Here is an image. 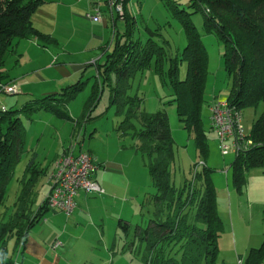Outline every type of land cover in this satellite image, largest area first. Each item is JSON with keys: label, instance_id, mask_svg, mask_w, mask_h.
I'll return each mask as SVG.
<instances>
[{"label": "trees", "instance_id": "trees-1", "mask_svg": "<svg viewBox=\"0 0 264 264\" xmlns=\"http://www.w3.org/2000/svg\"><path fill=\"white\" fill-rule=\"evenodd\" d=\"M162 1L168 9L176 8L173 0ZM44 3L45 0H0V85L10 83L5 65L8 57L15 53L16 41L34 38L44 47L56 44L54 38L40 33L33 25L32 17ZM89 3L95 8V4ZM188 3L189 8L202 14L205 33L214 35L224 46V65L233 78L227 100L242 112L249 107H263L251 136L242 140L233 164L234 187L244 196L249 172L264 168V0H189ZM176 9L175 16L185 13L181 8ZM181 21L187 38L181 57H170L166 42L153 37L142 44L133 40L122 42L118 36L105 63L99 65L101 84L94 85L86 103L87 109L95 107L103 89L108 88L110 105L116 109L117 116L124 117L119 130L123 135L133 132L135 150L147 160L155 189L147 201L153 212L145 227H135L132 240L125 246L136 255L137 242L144 244V264H216L218 242L224 230L217 209L216 188L206 163L200 167V173L195 165V182L176 187L172 176L174 139L168 114L166 111L146 112L143 99L129 94L135 75L155 62L157 74L172 88L179 119L194 136L197 152L202 158H208L209 143L202 112L205 105L209 108L211 104L205 101L209 57L192 20L181 18ZM183 61L188 71L182 80L179 62ZM167 62L170 63L166 70ZM86 85L87 82L80 81L57 94L29 100L18 111L0 109V208L5 204L14 167L24 153L20 115L30 118L37 111L45 110L73 121L69 104ZM135 122L140 124V129L135 128ZM75 123L82 125V122ZM35 157L26 170L30 176L25 175L20 182L14 213L0 219V263L7 256L8 242L14 239L17 245L25 243L31 229L50 212L44 202L38 210L34 209L41 176V171L35 168ZM122 227L127 232L126 225ZM242 261V264H264V243L261 248L251 249L247 259Z\"/></svg>", "mask_w": 264, "mask_h": 264}, {"label": "rangeland", "instance_id": "rangeland-1", "mask_svg": "<svg viewBox=\"0 0 264 264\" xmlns=\"http://www.w3.org/2000/svg\"><path fill=\"white\" fill-rule=\"evenodd\" d=\"M173 1L176 3V8L185 10V13L175 16L173 12L177 9L175 7V10L168 9L162 0H129L126 4L128 6L125 17L121 20L125 21L130 14L129 24L124 22L118 24L119 39L122 42L133 40L145 44L149 37H153L161 43L166 42L170 57H181L187 44L181 18L192 20L201 33L209 57L205 101L212 103L215 98L228 99L233 87V78L229 76L224 65V46L214 35L205 33L203 16L200 12L189 8V0ZM84 15L83 17H86V14ZM70 18L69 12L61 14L58 21L64 24L66 29H75V23ZM80 56L74 58V63H81ZM105 61L106 59L101 63L104 64ZM169 63L165 65L166 70ZM179 67V76L183 80L187 77L188 67L184 61L179 62ZM30 68L26 67V64L17 63L12 57L5 65L6 72L12 76L26 71L30 73L28 71ZM92 68V75L84 80L88 82L85 89L69 104V114L74 121L63 120L45 110L37 111L30 118L20 115L21 125L24 128L22 133L24 153L15 165L14 175L8 183L6 201L0 208V219H5L6 214L9 216L14 213V206L22 186L20 182L25 175L30 176L29 172L26 174V170L34 155H36L35 168L41 171L38 196L34 205V209L38 210L50 191L49 182L55 163L60 158L58 156L65 148L80 140L77 148L82 146L86 153L98 152L104 157L107 166H112L113 171L108 173L106 178V187L102 188L105 194L101 203L99 199L92 200L94 202L89 214L91 218L81 219L79 221L82 223L81 226H74V221L64 213L61 215L50 212L35 228L48 225L55 232H65L68 226L66 232L73 237L76 263L85 261L83 264H144L145 245H139L140 242L136 244V255L128 252V248L126 254L121 253L122 247L126 246L124 240L127 235L119 228L118 217L124 216L122 219L130 224L128 231L130 238L127 237V242H130L137 224H147L152 213V207L147 199L149 195L155 193V189L147 160L135 150L133 132L123 135L119 130L124 117L117 116L116 109L110 105V90L105 87L96 106L87 109L86 103L90 99L94 85L98 82L96 68L95 66ZM2 86L7 84L0 85V90ZM16 88L17 94L8 95L0 92V109L6 107L18 111L29 99L40 98L25 95L18 84ZM129 94L138 95L143 99V110L146 112L155 114L166 111L168 114L174 139L175 163L172 166V176L176 187L181 188L186 182H195L197 178L194 175L195 165L197 164V173H200L201 163H206L217 192L218 213L224 224L218 242L219 253L216 264H242V260L247 259L251 249L261 248L264 243V168H255L249 172L247 191L244 196L239 195L233 184V164L237 152L232 149L227 156H223L216 135L210 129L208 105L204 106L202 112L203 126L209 143V155L204 159L197 152L194 136L180 121L172 88L164 84L157 74L155 62L147 70L135 75ZM262 111V106L243 110L241 127L245 137L251 136L253 125ZM74 122H82V125L76 127ZM133 124L137 130L140 129L139 123ZM89 155L93 157L92 154ZM120 169L123 170L122 173L115 172ZM15 244V240L8 242V254L1 264L17 262V254L14 256Z\"/></svg>", "mask_w": 264, "mask_h": 264}, {"label": "crops", "instance_id": "crops-1", "mask_svg": "<svg viewBox=\"0 0 264 264\" xmlns=\"http://www.w3.org/2000/svg\"><path fill=\"white\" fill-rule=\"evenodd\" d=\"M128 2L129 0L127 4ZM127 6L128 5H126V10ZM102 10L103 19L101 21H93L83 17L85 16L84 14L94 13V7L86 0H45V3L33 15L32 21L34 27L40 33L54 38L56 44L44 47L34 38L16 41L15 53L9 56L8 59L11 57L15 58L17 63L21 65L26 64V67L29 66L31 68L28 70L30 73L26 71L14 74L13 76L5 70L10 78V83H14L15 85L18 84L25 95L28 94L30 97L34 96L41 98L57 94L64 88L80 81L84 82L86 77L92 75V67L95 66L96 80H98L97 84L100 85L99 65H102L101 62L106 59V55L114 49L117 37L119 36L118 24L120 22L129 24L130 19L128 11V16L126 17L128 21L127 19L121 21L118 15H114L113 20L107 8ZM69 12L71 16L70 19L75 23V29H66L67 27L58 21L61 14ZM77 55H82L80 56L82 58L80 64L74 63L73 61ZM21 61H24V63L22 64ZM113 81H115V78H113ZM32 99L33 98L29 100ZM78 126L79 125H76V127ZM74 138L73 140H75ZM67 148L63 150L61 155ZM76 149H79L77 152H85L82 146ZM87 153L92 154L99 164L100 169L95 175V180L102 188H105L108 173L113 171L112 166L110 165V167H108L104 162V157L98 154V152L89 151ZM115 172L122 173L123 170L120 169ZM104 194L88 195L81 193L76 198V209L72 215L68 216V218L74 221V226H81L82 223L79 222L81 219L86 220L87 217L91 218L89 214L92 211V202H94L92 200L99 199V203H101ZM47 213L45 215H47ZM55 213L62 215L61 212ZM122 218H124V216L118 217L119 228L124 230L122 225H126L127 232H125L127 236L124 243L127 244L128 238H130V233L128 232L130 231V224ZM100 219V221L103 222L102 218ZM45 222L48 223V221H44V223ZM143 224L144 223L137 225L145 227L146 225ZM35 226L33 227L34 229L32 228L33 230L31 229L29 232L25 243L17 245L15 240L14 256L17 254L16 258L18 260L17 262L15 261L14 264H83L85 262H75L76 250L73 248V237H71L70 233L66 232L68 226L65 232H55L51 230L48 225L39 228H35ZM56 242H60L61 247L55 250L53 246ZM131 251L132 250H128V252L132 253ZM125 252H127V250L125 246H123L121 253L126 254Z\"/></svg>", "mask_w": 264, "mask_h": 264}, {"label": "built area", "instance_id": "built-area-1", "mask_svg": "<svg viewBox=\"0 0 264 264\" xmlns=\"http://www.w3.org/2000/svg\"><path fill=\"white\" fill-rule=\"evenodd\" d=\"M95 4L94 13H88L86 18L93 21L103 19V8H107L114 20L118 15L122 20L126 14L127 0H87ZM10 87V88H9ZM14 83L2 86L0 92L8 95L17 94ZM3 111L6 108H2ZM210 129L216 135L223 156H227L232 149L238 152L245 138L241 127L243 112L232 105L227 99H215L209 106ZM231 141V143H229ZM69 148L58 158L54 171L50 178V191L45 197L44 205L51 212H61L70 216L76 209V198L81 194H104V190L95 180V175L100 166L88 153L77 152L76 148L80 140ZM201 165H203L201 163ZM60 242L53 246L58 249Z\"/></svg>", "mask_w": 264, "mask_h": 264}]
</instances>
